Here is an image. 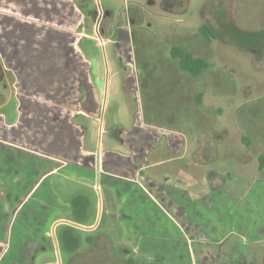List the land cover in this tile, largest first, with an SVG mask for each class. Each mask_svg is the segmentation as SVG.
<instances>
[{
    "label": "crops",
    "instance_id": "0c3cea01",
    "mask_svg": "<svg viewBox=\"0 0 264 264\" xmlns=\"http://www.w3.org/2000/svg\"><path fill=\"white\" fill-rule=\"evenodd\" d=\"M84 20L76 0H0V29L21 33L11 52L0 43L9 87L0 104V264L237 263L234 245L224 251L229 236L264 240L255 145L241 136L236 156L202 132L130 113L129 85L104 80ZM42 239L52 259L14 250Z\"/></svg>",
    "mask_w": 264,
    "mask_h": 264
},
{
    "label": "rangeland",
    "instance_id": "374dc122",
    "mask_svg": "<svg viewBox=\"0 0 264 264\" xmlns=\"http://www.w3.org/2000/svg\"><path fill=\"white\" fill-rule=\"evenodd\" d=\"M76 1L86 34L102 39L94 52L103 64L104 80L129 85L130 113L135 110L146 123L186 135L202 132L236 156V145L244 136L255 145L248 154L264 158V0ZM203 24L213 36L201 33ZM15 34L21 33L0 29V43L8 52L20 42ZM172 47L203 59L208 68L198 77L183 72L170 55ZM7 57L12 55L5 56V63ZM8 92L0 81V95ZM110 106L109 101L103 108L107 123L115 114ZM226 164L233 174L238 171L235 158ZM254 166L250 164L244 178L248 188L256 184ZM259 179L264 183L263 171ZM231 245L236 248L235 264H264V240L229 236L224 251ZM14 250L54 256L46 239Z\"/></svg>",
    "mask_w": 264,
    "mask_h": 264
},
{
    "label": "trees",
    "instance_id": "16d2710c",
    "mask_svg": "<svg viewBox=\"0 0 264 264\" xmlns=\"http://www.w3.org/2000/svg\"><path fill=\"white\" fill-rule=\"evenodd\" d=\"M200 31L206 38H209V35L213 36L208 25L203 24ZM258 37L261 39L262 35L260 36L258 34ZM170 55L175 60H177L180 70L190 74L193 77H198L203 70L208 68L207 62H205L203 59L194 57L191 53L179 47H172L170 49ZM2 101L3 97L0 95V104ZM258 162L259 169L262 170L264 167V158L259 157Z\"/></svg>",
    "mask_w": 264,
    "mask_h": 264
},
{
    "label": "water",
    "instance_id": "95a60500",
    "mask_svg": "<svg viewBox=\"0 0 264 264\" xmlns=\"http://www.w3.org/2000/svg\"><path fill=\"white\" fill-rule=\"evenodd\" d=\"M95 170H96V181L99 180V174H100V163H99V154L96 155L95 159Z\"/></svg>",
    "mask_w": 264,
    "mask_h": 264
},
{
    "label": "flooded vegetation",
    "instance_id": "af4514ba",
    "mask_svg": "<svg viewBox=\"0 0 264 264\" xmlns=\"http://www.w3.org/2000/svg\"><path fill=\"white\" fill-rule=\"evenodd\" d=\"M120 36H121V34H119ZM123 37V36H122ZM119 47H122L123 45H122V43H118L117 44Z\"/></svg>",
    "mask_w": 264,
    "mask_h": 264
},
{
    "label": "built area",
    "instance_id": "2783aa9c",
    "mask_svg": "<svg viewBox=\"0 0 264 264\" xmlns=\"http://www.w3.org/2000/svg\"><path fill=\"white\" fill-rule=\"evenodd\" d=\"M98 42H99V43H102V39H98Z\"/></svg>",
    "mask_w": 264,
    "mask_h": 264
}]
</instances>
